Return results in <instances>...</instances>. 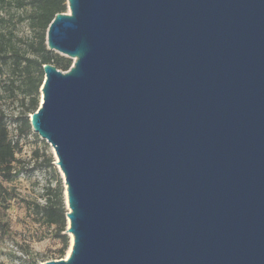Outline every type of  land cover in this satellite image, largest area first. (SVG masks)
Here are the masks:
<instances>
[{
  "label": "water",
  "instance_id": "95a60500",
  "mask_svg": "<svg viewBox=\"0 0 264 264\" xmlns=\"http://www.w3.org/2000/svg\"><path fill=\"white\" fill-rule=\"evenodd\" d=\"M46 44L70 245L41 264H264V0H67Z\"/></svg>",
  "mask_w": 264,
  "mask_h": 264
},
{
  "label": "trees",
  "instance_id": "16d2710c",
  "mask_svg": "<svg viewBox=\"0 0 264 264\" xmlns=\"http://www.w3.org/2000/svg\"><path fill=\"white\" fill-rule=\"evenodd\" d=\"M66 11L67 0H0V239L17 246L23 261L29 264L64 258L70 245L65 233L67 209L62 181L51 153L48 165L55 173V185L45 187L40 200L24 203L32 221L46 229V235L38 240H48L52 249L48 253H34L17 239L8 217L10 204L17 197L10 184L28 172L20 157L22 140L30 136L38 139L31 129L29 115L40 103L42 66L52 64L67 71L73 62L48 49L46 44L49 23L57 13Z\"/></svg>",
  "mask_w": 264,
  "mask_h": 264
},
{
  "label": "rangeland",
  "instance_id": "374dc122",
  "mask_svg": "<svg viewBox=\"0 0 264 264\" xmlns=\"http://www.w3.org/2000/svg\"><path fill=\"white\" fill-rule=\"evenodd\" d=\"M43 141L39 136L38 139L30 136L22 140L20 157L24 161V168L28 172L19 176L10 184L17 193V197L11 202L8 210L10 226L14 230L17 239L23 245H29L34 253H48L52 249L48 240H38L45 234L46 229L32 221V217L26 210V204L24 203L25 200H40L46 189L45 187L55 185V173L52 167L48 165V155L51 153L54 159L55 157L50 145L46 141L43 143ZM52 163L57 168L55 160ZM59 176L61 177L65 199V187L60 172ZM0 250L2 251L0 264H29L23 261L24 256L18 252L17 246L11 244L7 239H0Z\"/></svg>",
  "mask_w": 264,
  "mask_h": 264
},
{
  "label": "bare ground",
  "instance_id": "6f19581e",
  "mask_svg": "<svg viewBox=\"0 0 264 264\" xmlns=\"http://www.w3.org/2000/svg\"><path fill=\"white\" fill-rule=\"evenodd\" d=\"M66 254H68V251H67V253Z\"/></svg>",
  "mask_w": 264,
  "mask_h": 264
}]
</instances>
